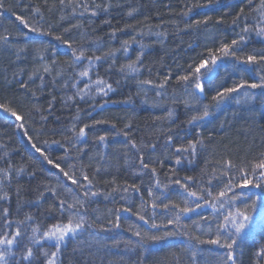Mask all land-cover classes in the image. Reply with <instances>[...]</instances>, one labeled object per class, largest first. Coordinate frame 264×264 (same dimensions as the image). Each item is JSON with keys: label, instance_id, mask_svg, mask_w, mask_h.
Listing matches in <instances>:
<instances>
[{"label": "trees", "instance_id": "trees-1", "mask_svg": "<svg viewBox=\"0 0 264 264\" xmlns=\"http://www.w3.org/2000/svg\"><path fill=\"white\" fill-rule=\"evenodd\" d=\"M78 2L91 6L92 0ZM95 2L102 3L103 0ZM110 2L113 7L107 12L98 10L96 16L90 12L81 16L82 7L76 13L72 12V6L61 11L59 0H3L0 36L7 34L10 39L8 46L0 40V104L21 116L16 120L0 109V169L5 170L0 171V197L7 193L6 198H0V212L4 208L10 210L9 219L13 224L9 231L16 229V220H24L30 215L32 219L25 221L29 232L31 227H39L37 235L42 236L50 226L67 221L69 213H61L60 201L66 199L74 203L79 197L84 202L79 214L84 216L85 227L61 242L56 264H173V255L179 256L180 264H224L225 249L198 241L215 238L217 217L222 220L223 215L239 209L250 214L252 219L234 246L236 264H264V254L256 255L264 246V187H234L226 198L217 201L215 210L211 204L204 205L194 212L181 214L179 222L174 224L167 221L174 219L175 210L163 208L166 203L180 208H195L196 203H202L197 197H187L185 204L182 197L186 193L170 181L180 179L190 191L209 199L204 190L211 187L215 196L229 179L224 177L223 183L212 179L209 184L210 178L222 175L225 161H231L238 169L257 162L264 153V89L250 90L253 99L247 102H244L243 92L231 94L211 108L209 116L212 120L206 126H202L205 123L201 121L187 123L193 115L201 113L204 105L213 104L212 97L217 91L233 87L241 80L253 82L258 75L255 67L237 65L231 57L219 61L214 69L215 79L209 80L212 74L202 78L206 97L199 100L198 107L193 106L196 102L186 106L192 86L177 80L192 71L201 59L207 58L209 49L215 53L223 43L238 38L244 21H240L239 27L232 21L241 7L249 13L248 0H218L210 7H203L208 0ZM259 3L260 0H252V8ZM194 4L201 6L194 8L187 17L179 16L182 10ZM32 7H40L43 24L37 23ZM131 9L136 11L128 16ZM17 16L28 20L31 27H41L45 31L37 33L24 28ZM205 17L210 18L206 26H195L196 21H203ZM248 22L253 23L251 17ZM64 40H68L71 47L63 43ZM125 41H131L127 51ZM241 47L242 50L237 52L239 56L264 52V37L251 33ZM81 48L85 56L73 64V50L79 54ZM112 51L114 56L89 66L86 57L103 56ZM138 55L139 61L136 60ZM134 61L138 72L127 68L121 70L122 66ZM44 66H49L50 72H43ZM84 70L88 71V76L77 78ZM98 78L111 85L113 91H108L106 96L96 93L97 85L91 83L86 90L87 96L83 99L74 96L77 89H84L86 84ZM146 80L152 83H141ZM72 82L76 88L71 87ZM21 84L26 87L21 88ZM157 92L161 94L157 95ZM68 96H74V99L68 100ZM238 100L241 102L237 103ZM169 109L173 113L171 117L168 116ZM94 121L104 122L94 124ZM73 123L76 133L84 125L90 127L85 129V136L79 141L71 139V144L76 147L66 153L64 148L69 147V143L65 137L73 136ZM190 127L196 131L195 135L188 131ZM124 132L128 133L127 137ZM169 134L173 137L171 142L167 141ZM101 135L106 137L103 142L97 139ZM198 137L203 147L197 145L194 157L190 153H179L180 163L177 164L176 149ZM129 140L134 141L137 148L133 149ZM33 144L53 160V164H48ZM80 148L85 149L82 160L76 159ZM141 152L143 163L149 165L147 169L140 162ZM55 163H60L80 185L87 184L82 173L87 174L92 185L89 189L74 185L55 168ZM17 168H23L19 175ZM152 168L156 169L155 174ZM187 176L194 177V181L185 182L183 178ZM157 181L167 187H157ZM239 182L240 177L236 176L235 183ZM253 182H256L254 177ZM133 184L139 192L130 188ZM125 187H129L127 193L123 191ZM150 188L153 196H149ZM51 189H55V195ZM84 190L97 194L84 197ZM233 196L235 200L230 199ZM153 203L158 207H152ZM220 203H224L222 209ZM124 207H130L132 212L116 211ZM135 212L150 218L149 224L133 215ZM117 216L120 227H112L108 221L115 224ZM207 217L212 219H202ZM239 219L242 217L237 216ZM152 220L160 227L151 228ZM194 222L200 223L201 227H195ZM24 226L20 225L21 228ZM136 231L141 232L142 237L135 236ZM85 232L90 233L88 238ZM144 233L147 236H143ZM151 236L161 239L151 240L148 238ZM78 237L80 239L76 240ZM83 239L85 242L81 243ZM114 241L120 243L114 244ZM128 241L135 243L126 247ZM31 246L38 264H46L51 252L56 251L55 242L48 239ZM13 251L19 249L14 247ZM9 264H14L11 257ZM24 264L28 262L24 261Z\"/></svg>", "mask_w": 264, "mask_h": 264}, {"label": "snow or ice", "instance_id": "snow-or-ice-1", "mask_svg": "<svg viewBox=\"0 0 264 264\" xmlns=\"http://www.w3.org/2000/svg\"><path fill=\"white\" fill-rule=\"evenodd\" d=\"M218 0H208V3L203 5V7H210L213 3H217ZM59 4L61 7V11L65 7L72 6V12L76 13L78 8H83V11L80 12V15L83 16L85 12H90L92 16H96L98 10H102L107 12L110 10L113 5L111 4L110 0H103L102 3H96L95 0H92L91 6L89 3H84L81 5L78 0H68V4H65V0H59ZM31 6V5H30ZM199 4H194L186 7V10H182L181 13H179V16L181 17H187L189 16V13L196 7H200ZM3 0H0V8H3ZM53 8L55 5L52 6ZM246 7L249 8V13H245V8L241 7L240 10L236 13V16L234 17L232 24L236 27L240 26V21L243 20L244 24L241 28V31L237 34L238 38L233 39L231 43H223L219 48L215 50V53L211 49L208 50V57L205 59H201L199 63L196 65V67L189 71L187 75H181L177 77V80L180 82L185 83L186 85L192 86V91L188 93V100L186 101V106L190 104L191 102H196L193 106L198 107V102L201 98V96L204 93V85L201 82L202 78L206 75L212 74L209 76V80L215 79L214 69L218 67V62L221 61L224 58L231 57L233 59V62L237 65H245L249 67H255L257 69V77L254 78V81L249 83L247 80H241L240 83L235 84L233 87H227L222 88L221 91H217L215 95L212 97L213 104L212 105H204L203 110L199 115H193L188 121V124H193V122H199L204 120L206 117H208L211 114V108H214L216 105L219 104V102L223 101L226 98H229L231 94H240L243 92L244 95V102H247L251 99H253V93L250 90L253 89H264V52L260 53H253L249 54L247 56H239L237 55L238 51L242 50V45L245 44L246 38L251 34L255 33L258 36L264 37V0H260L259 5L253 9L252 8V0H248V3ZM52 10V9H50ZM135 9H131L127 15L131 16L133 12H135ZM32 12L34 14V18L37 19L38 24H43V14L41 13L40 7H32ZM253 13H256V15H253ZM253 20L252 24H249V18ZM16 19L24 26V28H30L32 32L37 33H43L45 30L41 27H31L28 20H26L22 16H17ZM61 19H64L62 16ZM209 17H205L203 21H196L195 26L198 25H207L209 21ZM218 19V23H219ZM128 28H132V25H126ZM192 27V26H189ZM51 28V25H49V29ZM123 29H120L122 31ZM68 29H65V32H67ZM27 33H23V35H26ZM50 34V33H49ZM115 33H113L114 35ZM58 40L60 39L59 36L56 37ZM9 35H3L0 36V40H3L5 45L8 46L9 42ZM63 43L68 44L71 47V44L68 40H64ZM131 43V41H125L124 42V49L127 51V45ZM96 48L99 47V45H95ZM143 48V46H142ZM19 51V49H17ZM115 52H108L103 54V56H88L86 57L87 60L90 62L89 66L94 64L96 61H99L105 57L108 56H114ZM85 56V52L83 48L79 51V54H77L76 50H73V64L76 60H80L81 57ZM137 61L140 60V56L138 55L136 58ZM53 64H55V61H53ZM191 68V66H189ZM124 68H127L131 70L132 72H138L139 68L136 66V62H131L126 66H122L121 70L123 71ZM22 71V69H21ZM39 71V70H37ZM43 72H50L49 66L43 67ZM36 73H33L32 75H35ZM57 75H60V73H57ZM88 76V71L84 70L78 73L77 78ZM42 79V77H41ZM167 80V77L165 78ZM91 83H95L97 85L96 93H102L103 95H107L108 91H113L112 86L108 84H104L102 80L99 78L96 81H91L90 84H86L84 89H77L74 96H79L81 99H83L85 96H87L89 93L86 91L90 88ZM142 84H151L152 81L146 80L142 81ZM101 84H104L103 87L99 86ZM21 88H25L26 84H21ZM72 88H76L75 82H72L71 84ZM158 87H163V85H159ZM105 88H107V91H105ZM247 90V91H246ZM187 91V88H186ZM34 94V93H33ZM160 92H157V95H160ZM95 95V94H93ZM74 96H68V100H73ZM241 101L238 100L237 103H240ZM51 103L49 104V108H51ZM98 106V105H97ZM0 109H3L5 113H10L11 116L15 117L16 120H20L21 116L17 115V112L13 110L12 108L0 104ZM79 112L80 110L77 109ZM173 115L171 109H169L168 116L171 117ZM73 119H76L74 117ZM104 121H94V124L103 123ZM20 127H23V124L20 125ZM90 127L89 125H84L83 127L79 128L78 133L75 132L76 125L73 123L71 125V131L73 133V136L65 137V141L69 143V147L64 148V151L67 153L69 152V149H75V145L71 144V139L75 138L76 140H80V138L85 136V129ZM127 127V125H126ZM27 135V133H25ZM124 135L127 137L128 133L124 132ZM105 135L99 136L97 139L100 142H103L105 140ZM173 137L169 134L167 136V141L171 142ZM83 143H86V141H82ZM52 143L60 144V141H52ZM129 143L131 144V147L133 149L137 148V145L134 141L129 140ZM200 145L203 147L202 141L199 139V137L196 140H189L188 144L184 147H178L176 149V152L178 153L176 157V163H180V156L179 153H190L193 157L197 153V145ZM63 146V145H62ZM33 147L35 150L41 155H44L43 151L36 147L33 144ZM154 147V146H153ZM85 153L84 148L78 149L77 157L76 159L82 160L83 155ZM44 159L47 160L48 164H53V160L49 159L46 155H44ZM61 159H64L61 157ZM144 155L143 152H141V160L140 162L143 164V167L147 169L149 165L147 163H143ZM65 163L67 161L65 160ZM55 168L59 169L61 172L64 173V176L68 177L69 180H72V183L74 185H79L81 189H89L92 185V180L89 179L87 174L82 173L84 181L87 182L86 185H80L79 181L77 179H74L72 175H69L68 172L64 170V168L61 167L60 163H55ZM9 167L11 168L12 165L9 163ZM69 167H75V165H69ZM250 168V171H249ZM224 171L222 172L221 176H217L214 178H210L209 184L211 185L212 179H215L217 182L223 183L224 177H229L226 184L223 185L222 190H220L216 195H213V192L211 190V187L208 189H205L206 195L209 199H204L203 195H198L196 191H190L187 184L182 182L180 179H176L174 182L170 181V183H174L175 185H178L180 189L183 190L184 193H186V196L182 197L184 199L185 204L188 203L187 197H197L202 203H196L195 208L190 207H183L180 208L179 205L166 203L163 204V208L168 211L175 210V217L174 219H168V224H174L179 222L181 214L194 212L196 208L203 207L204 205H209L213 207V209H216V203L218 200H222L223 198H226L228 196V192H231L234 187H248L249 185H252L253 187H264V153L260 154V159L257 162H252L250 165H245L242 167H237L231 163V161H225L224 162ZM0 171H5L3 169H0ZM23 171V168H17L16 174L19 175L20 172ZM152 173H156V169H151ZM231 172H235V175H230ZM236 176L240 177L239 184L235 183ZM253 177L255 178V183L253 182ZM185 182L187 181H194V177L187 176L183 178ZM157 187H167V185L161 186L159 184V181L156 182ZM130 188L136 192H139L140 189L137 187V185L133 184L130 186ZM116 189H113L115 191ZM53 194L55 195V189H51ZM69 192H71V189H68ZM124 192L129 191V187L123 188ZM149 196H153L151 188L148 190ZM96 192H91L90 190H84L83 196L88 197L89 195L95 196ZM7 193L5 192L3 194V197L0 198H6ZM155 199H159V197H155ZM231 200H235L236 197L233 196L230 198ZM253 203H255L253 201ZM79 205V207H77ZM60 210L63 214L64 212L69 213L68 219L64 223L57 222L55 225L50 226L47 230L43 231L42 236H38L37 233L40 231L39 227H31L30 232L28 229V226L25 224V221L32 219L30 215H26L24 220H16L15 223L17 225L16 229L14 231H9L12 228L13 221L9 219L10 216V210L9 208H4L2 212H0V220H2V223H0V264H9V257L12 258V261L14 264H24V261H27L28 264H38V261L35 259V253L34 249L31 245L38 244L40 240L48 239L55 242V249L56 251L51 252L50 257L46 260V264H56V257L58 255V252L61 247V242L66 239L67 236L76 234L77 232L81 231L85 227V220L84 216L79 214V208L84 207V202L82 199L77 197L75 199L74 203L68 202L66 199H62L60 201ZM152 207H158L155 203H153ZM219 207L222 209L224 207V203H220ZM125 211V212H132V209L130 207H124L123 209H116L117 212L119 211ZM133 215L138 216V218L143 221L145 224H149V219H146L144 215H140L139 212L133 213ZM237 216L242 217V219L237 220ZM204 220H211V217L202 218ZM252 219L250 214H245L244 212H241L239 209L236 210V212H228L226 215H223V219L220 220L219 217L216 219V229H215V238L209 239L207 241H198L200 243H209L213 245H218L219 247L226 250V259L224 264H228V262H231V264H236V261L234 259V246L237 243V239L239 235L242 233L243 230H245L249 226V221ZM109 225H112V227H120L119 224V217L117 216V222L113 224L111 220L108 221ZM195 227L200 228L201 224L194 222ZM20 225H25L23 228L20 227ZM91 227V225H89ZM103 228L104 226L101 225ZM151 228H157L160 227L156 224L154 220H152L150 224ZM234 229V231H233ZM211 226H209V231H211ZM137 237H142V233L139 231H136L133 233ZM176 233H167V235H175ZM187 234V233H185ZM143 236H147V233H144ZM151 240H158L161 239L159 236H151L148 237ZM81 243H84L83 241ZM114 244H119V241H114ZM135 242L128 241L126 242L127 246L134 245ZM14 247L18 248V252H14ZM264 254V246L261 247L256 253V255H262ZM47 255V253H45ZM193 256H195V253H193ZM173 264H180V258L177 255H173L172 257Z\"/></svg>", "mask_w": 264, "mask_h": 264}, {"label": "bare ground", "instance_id": "bare-ground-1", "mask_svg": "<svg viewBox=\"0 0 264 264\" xmlns=\"http://www.w3.org/2000/svg\"><path fill=\"white\" fill-rule=\"evenodd\" d=\"M205 97H206V95L203 94V95L201 96L200 100H201V101H202V100H205ZM9 116H10V115H9ZM211 120H212V116H209L207 119L202 120L201 123H205V124L202 125V126H206ZM191 128H192V127H190V128L188 129V131H190V134L195 135V134H196V131H195V130H192ZM73 235H74V234L67 236L66 239H69V238L73 237ZM89 235H90L89 232H85V237H86V238H88ZM83 238H84V237H83ZM78 239H80V237H78L76 240H78ZM82 241L85 242L84 239H83ZM68 242H69V241H68ZM95 242H97V241H95Z\"/></svg>", "mask_w": 264, "mask_h": 264}]
</instances>
